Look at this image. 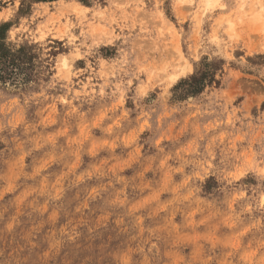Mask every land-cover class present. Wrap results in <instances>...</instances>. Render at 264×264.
<instances>
[{"label":"rangeland","instance_id":"rangeland-1","mask_svg":"<svg viewBox=\"0 0 264 264\" xmlns=\"http://www.w3.org/2000/svg\"><path fill=\"white\" fill-rule=\"evenodd\" d=\"M1 24L37 76L0 85V264H264V0H0Z\"/></svg>","mask_w":264,"mask_h":264},{"label":"trees","instance_id":"trees-1","mask_svg":"<svg viewBox=\"0 0 264 264\" xmlns=\"http://www.w3.org/2000/svg\"><path fill=\"white\" fill-rule=\"evenodd\" d=\"M7 26V24L0 25V85L9 83L18 88L19 86H26L28 83L34 82L37 73L34 72V57L30 54V48L23 46L13 50L5 43V28ZM204 81L205 75L203 74L193 76L188 81H185L187 93L194 94L199 92Z\"/></svg>","mask_w":264,"mask_h":264}]
</instances>
